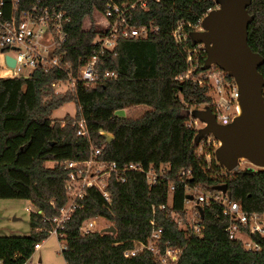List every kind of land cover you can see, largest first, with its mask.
I'll return each instance as SVG.
<instances>
[{
	"label": "trees",
	"instance_id": "obj_1",
	"mask_svg": "<svg viewBox=\"0 0 264 264\" xmlns=\"http://www.w3.org/2000/svg\"><path fill=\"white\" fill-rule=\"evenodd\" d=\"M4 1V9L9 11L14 0ZM105 1L16 0L17 11L35 3L54 5L70 18L65 26L67 39L55 50L58 55L63 53L60 67H38L16 77L0 75V196H17L20 192L36 207L29 212L27 234H0V264H23L33 253L35 243L48 236L54 226L52 217L59 214L68 199L66 160L86 159L92 147H100L97 157L101 162L115 161L118 166L137 162L142 168L151 163L156 167L164 164L168 169L166 178L154 185L148 183L142 170H126L123 179L112 172L106 185L110 201L95 186L88 187L58 228L63 233L60 238L64 239V246L60 250L66 264H156L147 250L132 256L123 253L134 245V240L147 238L151 218L155 226L162 228V249L166 243L183 246L176 264H264V234H251L257 243L254 248L245 247L240 238H230L225 229L229 216L212 199L199 203V232L180 228L176 221V216L186 218L187 193L184 183L176 177L183 167L192 169L188 178L191 185L213 192L218 190L214 185L226 182L230 199L238 201L244 211L264 214V167L245 166L230 172L225 169L222 177L210 174L204 155L195 152L199 140L205 137H198L197 129L187 124L190 105L207 104L211 95L206 83L178 78L187 69L186 52L195 44L189 37L177 42L172 29L178 21H183L188 31L195 29L201 17L216 6L215 0H149L147 8L133 9L130 21L135 25L151 23L158 29L146 37H119L112 49H100L94 39L101 31L93 25L84 28L82 21L94 11L102 12ZM247 9L254 14L248 25V44L264 55V0H251ZM0 48L7 49L5 45ZM92 55H97L95 67L100 75L105 71H113L114 75L92 85L76 80L64 91L55 90L52 82L65 79L66 71L76 75ZM204 56L202 53L192 75L203 70ZM258 69L264 75V61ZM72 100L75 113H66L60 121L61 130L53 139L45 140L49 127L33 122L47 121L53 109ZM137 104L148 108L137 116L116 113ZM81 119L85 134L78 133ZM41 127L47 128L40 145L22 162ZM108 127L114 131L123 128L126 141L114 134L107 141L100 130ZM30 131L29 139L17 142L9 157L14 139L20 137L18 133ZM213 160L223 167L212 156L210 161ZM170 183L174 184L171 191ZM92 217H103L116 231L93 228L82 233V222Z\"/></svg>",
	"mask_w": 264,
	"mask_h": 264
},
{
	"label": "built area",
	"instance_id": "obj_2",
	"mask_svg": "<svg viewBox=\"0 0 264 264\" xmlns=\"http://www.w3.org/2000/svg\"><path fill=\"white\" fill-rule=\"evenodd\" d=\"M149 0H106L105 8L100 12L101 17L98 23L102 24L94 41L99 45L100 49H112L119 37L139 36L146 37L149 32L158 29V26L153 24L131 23L130 19L133 14V9L147 8ZM16 0L12 2L9 11L4 9V0H0V45H5L7 49L0 48V75L16 77L27 75L32 69L42 67H60V59L62 52L56 54L55 50L63 42L66 41L68 33L65 29L66 23L69 21V16L65 10L57 8L54 5L32 4L28 8L17 11L15 5ZM196 28H201L200 20ZM191 26L190 22L186 23ZM195 28V29H196ZM172 35L177 42H184L189 37V31L185 29L183 21H178L172 29ZM205 54L203 44H195L194 47L188 48L186 52L187 69L184 73L178 76L179 79H192L198 84L206 83L211 90V99L207 104L215 113V118L218 122L227 123L239 111L237 103L238 90L233 77L229 76L224 70L203 69L199 76L192 75V69L200 61V56ZM8 54L14 58V64L10 65L5 60V55ZM97 55H92L84 64H82L77 74L67 72L65 79L52 82V85L69 83V86H74L76 80H81L84 85H92L99 79L109 78L114 75L113 71H105L100 75L95 67ZM192 111L189 110L191 115ZM203 123V122H202ZM191 125V121H187ZM79 134H85L86 128L83 120L79 121ZM204 125V123H203ZM202 125V126H203ZM194 127V126H193ZM199 130L198 127H194ZM106 134L107 131L100 130ZM211 134L205 136V139ZM214 137L213 135H211ZM214 142V147L219 144V140ZM201 146L198 144L195 152L200 154ZM100 147H92L89 156L86 159H68L66 166L69 167L68 175L65 180V188L68 195L67 202L59 209V214L52 217L54 226L50 232L55 233L58 238L63 236V233L58 231L62 226V222L69 217L73 208L77 204V199L85 195L88 187L95 186L103 195L106 201H110V192L106 188L108 177L115 173L117 178L123 179V172L126 170H142L145 173L147 181L150 185L162 182L166 178L168 165L160 164L158 167L152 163L147 168H142L137 162H130L123 166H118L115 161L101 162L98 160ZM206 164H210L209 156L205 154ZM240 160V159H239ZM247 160V159H245ZM248 161V160H247ZM241 162V161H240ZM239 162V163H240ZM257 168L260 166L254 165L248 161L246 167ZM227 170V169H226ZM230 172L231 170H227ZM192 174L191 167L180 168L176 172L178 181L185 185L186 193H191L192 198L185 197L186 200L193 202L192 213L190 217L186 213V218L176 216V221L181 228L187 225L199 232L201 225L198 221L197 204L200 202H208L210 199L222 205L223 213L229 216V223L225 227L230 238H240L243 240L245 247H257V243L251 239V234H264V214L252 211H244L239 202L230 199V196L221 190L213 192L201 190L199 185H191L188 178ZM174 188V184H169V190ZM170 195V196H169ZM168 195V202L171 201V192ZM170 197V199H169ZM160 206H163L160 205ZM154 211V205L152 206ZM186 210V209H185ZM96 217L87 218L82 222L80 230L86 233L92 230L96 225ZM152 224L151 231L145 240H134V245L124 250L125 256H132L140 251L147 250L151 253L156 261V264H176L179 254L183 246L165 244L163 249L160 246V238L162 228L154 225V219H150ZM97 229L102 230V227ZM61 239V238H60ZM39 242L35 243L34 247L39 246ZM64 246V241L60 242V249Z\"/></svg>",
	"mask_w": 264,
	"mask_h": 264
},
{
	"label": "water",
	"instance_id": "obj_3",
	"mask_svg": "<svg viewBox=\"0 0 264 264\" xmlns=\"http://www.w3.org/2000/svg\"><path fill=\"white\" fill-rule=\"evenodd\" d=\"M215 2L216 6L201 17V28L189 30V38L193 44H203L202 69L215 64L233 77L238 90L239 111L229 122L221 123L216 120L210 106L193 109V115L204 123L197 136L211 134L220 141L214 149V157L227 170H237L240 158L264 167V75L258 69L264 55L254 51L247 40L248 25L254 18L247 9L251 0ZM5 60L10 65L14 64V58L8 54ZM112 137L106 133L107 141ZM214 186L230 195L226 182ZM186 197L192 198L193 195L187 193ZM197 209L202 215L199 203ZM102 230L115 232L116 228L108 224Z\"/></svg>",
	"mask_w": 264,
	"mask_h": 264
},
{
	"label": "rangeland",
	"instance_id": "obj_4",
	"mask_svg": "<svg viewBox=\"0 0 264 264\" xmlns=\"http://www.w3.org/2000/svg\"><path fill=\"white\" fill-rule=\"evenodd\" d=\"M100 17H101L100 12L94 11L92 16L85 17L83 19L82 26L84 28H87L90 25H93L94 28L101 29L102 24L97 22ZM0 62H2V57H0ZM207 69L217 70V66L212 64ZM199 75L200 74H195V77ZM68 87H70L69 83H62L59 85H55L54 88L56 91H64ZM209 92L211 93L210 89ZM167 94L168 92L166 89L165 95L167 96ZM203 106H205L203 103H192L190 105V109L192 111L195 108H201ZM146 108H148L146 104H137L134 106L118 109L116 110V113L120 115L137 116L140 113H142ZM66 113L71 115L75 113V102L73 100L65 102L61 106L53 109L49 116L50 119H48L47 121H38L33 123H35V125L38 126H44V125L48 126L49 128L45 134V140L53 139L56 133H58L61 130L62 122L60 123V121L65 116ZM187 121H191V125L194 127L200 128L203 125L202 121L196 118L193 115V113H191V115L189 114ZM45 128L47 127H41V129L37 130L34 139L35 141L33 140L31 143H29L28 145L29 147L25 152L24 158L23 157L21 158L22 162H26L29 156L35 151V148L38 145H40L41 137L44 134ZM105 130L107 131L108 134L111 135L114 134V136L117 137L118 139L126 141L125 132L123 128L114 131L113 127H108ZM30 133L31 131L28 134L26 132L18 133V135H20V137L18 138L19 139L18 144L21 143L22 141H26L27 139H29V137L31 136ZM215 141L216 140L211 135H209L206 139H200L198 143L202 147L200 150V154H205L206 156H209L210 159L212 158V156L214 157ZM10 143L11 140L7 142L8 147H10ZM62 151L63 150H61V152ZM239 162L240 163L238 164L239 166L238 169H241L248 164V161L245 160V158H240ZM46 163L52 164V161H46ZM205 168L209 170L210 174L216 175L218 177H222V175L226 173L225 168L218 167L214 160L212 162L210 161V164L206 165ZM201 190L204 189L199 188L198 192ZM31 204L32 202L30 201V199L25 197L23 193L15 197L1 195L0 196V234H27L30 230V224H29L30 211L26 208V206ZM192 206H193V202L191 200H185L184 207L186 209L185 211L188 215V218L192 213L191 211ZM96 222L97 223L94 227L97 228L110 224V222L104 219L103 217H96ZM187 225L185 226L184 229L189 228ZM61 241H64V239L63 238L60 239L55 233L50 232L46 238L41 240L40 247L33 251L32 255L30 256L31 257L30 264H66L60 250Z\"/></svg>",
	"mask_w": 264,
	"mask_h": 264
},
{
	"label": "crops",
	"instance_id": "obj_5",
	"mask_svg": "<svg viewBox=\"0 0 264 264\" xmlns=\"http://www.w3.org/2000/svg\"><path fill=\"white\" fill-rule=\"evenodd\" d=\"M18 140H19L18 138L14 139V142H15V143L13 142V144H12V148H11V150H10V155H9V157H11V155H12V149H13V147L17 144ZM11 172H15V173H16L17 171H16V170H11ZM24 178H26V177H24ZM19 193H20V192H18V195H19ZM18 195H17V196H18ZM14 197H15V196H14ZM25 197H27V196H25ZM27 198H28V197H27ZM30 201H31V200H30ZM26 208H27L29 211H31V210H36V209H35V206H34L33 203H32L31 205H27ZM39 243H40V244H39V246H38L37 248L40 247V245H41V241H40ZM37 248H35V249H37ZM35 249H34V250H35ZM31 255H32V254H31ZM31 255H30V256H31ZM30 260H31V257H29V258L24 262V264H30Z\"/></svg>",
	"mask_w": 264,
	"mask_h": 264
},
{
	"label": "bare ground",
	"instance_id": "obj_6",
	"mask_svg": "<svg viewBox=\"0 0 264 264\" xmlns=\"http://www.w3.org/2000/svg\"><path fill=\"white\" fill-rule=\"evenodd\" d=\"M219 143H220V141H219Z\"/></svg>",
	"mask_w": 264,
	"mask_h": 264
}]
</instances>
